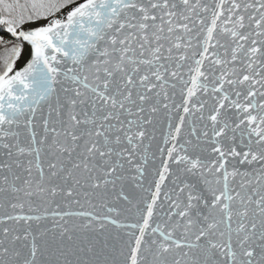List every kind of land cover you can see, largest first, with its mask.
Wrapping results in <instances>:
<instances>
[{"label":"snow or ice","instance_id":"obj_1","mask_svg":"<svg viewBox=\"0 0 264 264\" xmlns=\"http://www.w3.org/2000/svg\"><path fill=\"white\" fill-rule=\"evenodd\" d=\"M0 264H264V0H0Z\"/></svg>","mask_w":264,"mask_h":264}]
</instances>
